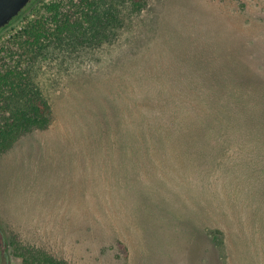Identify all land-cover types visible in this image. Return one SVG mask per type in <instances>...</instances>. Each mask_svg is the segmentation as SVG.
Wrapping results in <instances>:
<instances>
[{"label": "rangeland", "instance_id": "374dc122", "mask_svg": "<svg viewBox=\"0 0 264 264\" xmlns=\"http://www.w3.org/2000/svg\"><path fill=\"white\" fill-rule=\"evenodd\" d=\"M117 10L14 58L51 115L0 155V264H264V0Z\"/></svg>", "mask_w": 264, "mask_h": 264}, {"label": "trees", "instance_id": "16d2710c", "mask_svg": "<svg viewBox=\"0 0 264 264\" xmlns=\"http://www.w3.org/2000/svg\"><path fill=\"white\" fill-rule=\"evenodd\" d=\"M147 1L50 0L14 34L11 43L0 45V155L21 134L46 128L51 115L50 104L36 86L28 82L24 64L15 63L14 58L23 57L25 50L43 41L63 36L81 39L80 42L100 38L118 23L119 3L128 5L131 11H140ZM14 251L23 264H70L40 248L18 242Z\"/></svg>", "mask_w": 264, "mask_h": 264}, {"label": "water", "instance_id": "95a60500", "mask_svg": "<svg viewBox=\"0 0 264 264\" xmlns=\"http://www.w3.org/2000/svg\"><path fill=\"white\" fill-rule=\"evenodd\" d=\"M32 0H0V30L20 17Z\"/></svg>", "mask_w": 264, "mask_h": 264}]
</instances>
